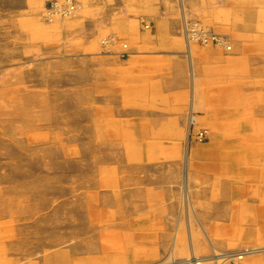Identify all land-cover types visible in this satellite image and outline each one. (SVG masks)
Instances as JSON below:
<instances>
[{
  "label": "rangeland",
  "instance_id": "obj_1",
  "mask_svg": "<svg viewBox=\"0 0 264 264\" xmlns=\"http://www.w3.org/2000/svg\"><path fill=\"white\" fill-rule=\"evenodd\" d=\"M45 1L0 0V264H171L264 247V0H172L181 47L153 60L191 65L182 93L161 68L115 82L129 42L49 20ZM196 26L230 49L193 39ZM253 255L238 264H264Z\"/></svg>",
  "mask_w": 264,
  "mask_h": 264
},
{
  "label": "crops",
  "instance_id": "obj_2",
  "mask_svg": "<svg viewBox=\"0 0 264 264\" xmlns=\"http://www.w3.org/2000/svg\"><path fill=\"white\" fill-rule=\"evenodd\" d=\"M49 1L53 0H46L45 2ZM77 1L81 2L84 7L77 18L67 22L69 27H79L87 22L90 38L118 35L129 42L128 55L126 58L124 57V60H118L115 69L117 81L115 82H127L132 78H142L161 68L159 71L170 76L169 81L166 82L167 86L181 90L179 93L183 92L182 89L187 84L186 71L191 65L177 59L172 63H166V66L159 65V67L158 63L153 60L162 52L163 44H167V48L170 47L176 51H178L175 49L176 47H181L176 41L178 23L174 18L175 11L172 0ZM139 18H144L148 30L141 28L138 23ZM90 21H93V25ZM90 25L93 27L91 28ZM95 51L99 57H106L104 53L107 50H103L102 47L95 48ZM118 51L112 48L107 53L114 55ZM78 52L83 53L82 51ZM165 69L166 71H164ZM114 100L118 103L115 106H120L121 98L115 96ZM116 102L114 103L116 104Z\"/></svg>",
  "mask_w": 264,
  "mask_h": 264
},
{
  "label": "bare ground",
  "instance_id": "obj_3",
  "mask_svg": "<svg viewBox=\"0 0 264 264\" xmlns=\"http://www.w3.org/2000/svg\"><path fill=\"white\" fill-rule=\"evenodd\" d=\"M188 1V0H187ZM187 1H185V2H187ZM54 3L55 4H53V6H52V8H53V11H47L46 10V12H45V14L47 15V18L49 19V20H52V19H54V18H60V19H63V18H68V17H70V18H76V17H74V14H75V12L77 11H80L81 10V12H82V10H83V8H82V6L80 5V4H78V1L77 0H55L54 1ZM178 4H180V7L183 9V2H180V0H179V3ZM173 5H175V4H173ZM179 9V8H178ZM21 10V9H20ZM189 11V10H188ZM175 13V12H174ZM179 13V12H178ZM45 15V16H46ZM185 15V14H184ZM186 16V15H185ZM183 17V16H182ZM70 18H68V19H70ZM82 18V17H81ZM80 18V19H81ZM187 18V17H186ZM46 20V19H45ZM83 20V19H82ZM179 21V20H178ZM99 22V21H98ZM184 22V21H183ZM196 23V22H195ZM191 24H193V22H191ZM194 25V24H193ZM196 25H198V24H196ZM91 26V25H90ZM179 26V25H178ZM182 26V25H181ZM184 26H188V23L187 24H184ZM199 26V25H198ZM201 26V25H200ZM203 26H204V24H203ZM93 27V26H92ZM98 27V26H97ZM194 27V26H193ZM98 28H100V27H98ZM196 28H199L200 29V33L199 34H196V35H194V36H192V38L193 39H196L197 37L199 38V40H201L200 42L202 43V45H204V46H206V47H208V46H210V47H212V46H215V47H218L217 49H219V48H221V49H227V50H229L230 48H229V46H227V43H226V39H225V35L223 36L222 34V36H218V34H213V33H205V32H203V30L204 29H202V28H200V27H197L196 26ZM196 28H195V30H196ZM88 29V28H87ZM183 29H184V27H183ZM86 30V29H85ZM170 30V29H169ZM185 30V29H184ZM188 30V29H187ZM192 30V29H191ZM194 30V29H193ZM211 30V29H210ZM208 31H209V29H208ZM86 32V31H85ZM84 32V33H85ZM194 32V31H193ZM83 33V34H84ZM87 33H88V30H87ZM179 33H181V32H179ZM92 34V33H91ZM104 34V33H103ZM183 34V33H182ZM93 35V34H92ZM171 35V34H170ZM220 35V34H219ZM90 36V35H89ZM118 35H110L109 37L110 38H115V37H117ZM201 36V37H200ZM228 36V35H227ZM86 37H87V34H86ZM181 37V36H180ZM185 37H186V47H187V50L185 49V55L188 57V56H190V55H188L189 53H190V51H189V46H190V39H189V37H190V35L189 34H187L186 32H185ZM85 38V37H84ZM183 38V37H182ZM92 40V39H91ZM214 40L216 41V42H214ZM85 42H87L86 40H85ZM89 42V41H88ZM116 42V41H115ZM199 42V41H198ZM112 43H114V42H112ZM195 43V42H194ZM145 45H147V44H145ZM179 45H180V42H179ZM184 45H185V43H184ZM114 46H116V44H112V45H110V47L112 48V47H114ZM87 47V46H86ZM98 47V46H97ZM124 48H125V46H124ZM216 48H214V50H217ZM107 52V51H106ZM217 53L219 52V51H216ZM216 52H214L215 54H216ZM221 53H223V52H219V54H221ZM123 54V53H122ZM126 55H123V56H120L121 58H124ZM188 64V63H187ZM188 66V65H187ZM200 66V65H199ZM200 68V67H199ZM206 71V70H205ZM189 72H191L190 70H189ZM200 73V72H199ZM190 74V73H189ZM194 74V73H193ZM198 74V73H197ZM205 76V75H204ZM191 77V76H190ZM198 77V76H197ZM206 77H207V75H206ZM211 78V77H210ZM146 81V80H145ZM166 81V80H165ZM164 81V82H165ZM193 82H194V80H192ZM199 81V80H198ZM167 82V81H166ZM191 82V81H190ZM144 83V82H143ZM171 83V82H170ZM134 84V83H133ZM161 84V83H160ZM208 84V83H207ZM135 85V84H134ZM137 85V84H136ZM139 85V84H138ZM166 85H167V83H166ZM169 85V84H168ZM192 86V85H191ZM134 87V86H133ZM145 87V86H144ZM150 87V86H149ZM164 87V86H163ZM167 87V86H166ZM169 87V86H168ZM193 88V87H192ZM129 89V88H128ZM131 89V88H130ZM132 89H136V88H132ZM163 89V88H162ZM140 90V89H139ZM157 90V89H156ZM155 90V91H156ZM160 90H161V88H160ZM191 90V89H190ZM195 90V89H194ZM154 91V90H153ZM164 92V91H163ZM162 93V92H161ZM189 93H191V92H189ZM189 93H188V95H189ZM194 93V92H193ZM191 95V94H190ZM194 95V94H193ZM162 96V95H161ZM112 97V96H111ZM115 97V96H114ZM158 97V96H157ZM190 97V96H189ZM190 99H192V98H190ZM39 101V100H38ZM149 101V100H148ZM35 102V101H34ZM34 102H32V103H34ZM41 102V101H40ZM38 103V102H37ZM37 103L35 102L34 104H36L37 105ZM147 103V102H146ZM153 103V102H152ZM19 106V105H18ZM44 106V105H43ZM146 107V106H145ZM148 107V106H147ZM16 108H17V106H16ZM22 108V107H21ZM38 108V107H37ZM145 111V110H144ZM187 113H188V111H187ZM189 114V113H188ZM17 115H18V113H17ZM24 115V114H23ZM166 115H168V114H166ZM178 115V114H177ZM165 116V115H164ZM169 116V115H168ZM168 116H166V117H168ZM184 116V115H183ZM153 117V116H152ZM157 117V116H156ZM173 117V116H172ZM181 117V116H180ZM187 117V116H186ZM22 118V117H21ZM149 118V117H148ZM164 118V117H163ZM190 118V119H189ZM189 118H186V120L185 121H187V119H189L190 121H189V123H190V125H196V120H195V117H193L192 115H191V117H189ZM25 119V118H24ZM156 119V118H155ZM168 120V119H167ZM184 121V122H185ZM33 122V121H32ZM153 122V121H152ZM151 122V123H152ZM183 122V121H182ZM27 123V122H26ZM138 123H139V121H138ZM153 124V123H152ZM179 124H182V123H179ZM181 126H183V125H181ZM187 132V131H186ZM206 133H207V130H203V131H200V132H197L196 133V135H195V138H196V141H198V142H201L202 140H204V136L206 135ZM209 133V132H208ZM209 136V135H208ZM32 186V185H31ZM171 189V188H170ZM221 189V188H220ZM13 190V189H12ZM22 190V189H21ZM21 190H20V192H21ZM160 190H162V189H160ZM172 190V189H171ZM170 190V191H171ZM27 191V190H26ZM156 191H157V189H156ZM151 192V191H150ZM155 192V191H154ZM164 192V191H163ZM213 193V192H212ZM215 193V192H214ZM223 193V192H222ZM224 193H226L225 191H224ZM156 194V193H155ZM154 194V195H155ZM162 193H160L159 194V196L161 195ZM171 194V193H170ZM174 194V193H173ZM219 195H220V191H219V193H218ZM149 195H151V194H149ZM172 195V194H171ZM215 195V194H214ZM213 195V196H214ZM162 196H163V194H162ZM175 196V195H174ZM174 196H173V199H174ZM224 196V195H223ZM217 197V196H216ZM219 197V196H218ZM29 198V197H28ZM148 198V197H147ZM171 198V197H170ZM160 199H162L161 197H160ZM160 201V200H159ZM214 205V204H213ZM213 207V206H212ZM214 208V207H213ZM212 208V209H213ZM221 208V207H220ZM214 210V209H213ZM217 210V209H216ZM220 211H222V209H220ZM219 211V212H220ZM218 212V213H219ZM225 213V212H224ZM220 214V213H219ZM218 215V214H217ZM223 215V214H222ZM222 215H220V216H222ZM226 226V225H225ZM228 228V227H227ZM213 229V228H212ZM215 229V228H214ZM228 233V232H227ZM50 242V241H49ZM54 242V241H53ZM57 243H59V242H57ZM55 244V243H54ZM15 246V245H14ZM17 252V251H16ZM261 252H264V247H261V248H254V249H249V250H245V251H237V252H234V253H231V254H222V255H214V256H212V257H209V258H196L193 254H192V252L190 253V258H187V259H185V260H182V261H178V262H172L171 264H200L201 262L203 263V262H207V261H214V262H219V260L222 258L223 259V261H225V260H230L229 261V263L228 264H238V261H240V260H242V259H244L245 257H247V256H249V255H253V254H259V253H261ZM167 256V255H166ZM165 256V258H167ZM171 256V255H170ZM254 256V255H253ZM164 258V257H163ZM172 258V257H171ZM148 259V258H147ZM163 260V259H162ZM248 261V260H247ZM158 264V263H157ZM249 264V263H248Z\"/></svg>",
  "mask_w": 264,
  "mask_h": 264
},
{
  "label": "built area",
  "instance_id": "obj_4",
  "mask_svg": "<svg viewBox=\"0 0 264 264\" xmlns=\"http://www.w3.org/2000/svg\"><path fill=\"white\" fill-rule=\"evenodd\" d=\"M53 6V5H52ZM200 33V31H198L196 34H199ZM196 34H193V35H196ZM214 42H216L215 40H214Z\"/></svg>",
  "mask_w": 264,
  "mask_h": 264
}]
</instances>
